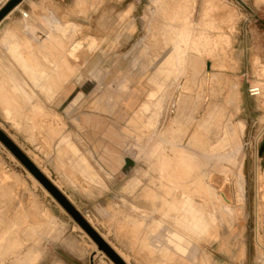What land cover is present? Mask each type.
<instances>
[{
    "label": "rangeland",
    "instance_id": "obj_1",
    "mask_svg": "<svg viewBox=\"0 0 264 264\" xmlns=\"http://www.w3.org/2000/svg\"><path fill=\"white\" fill-rule=\"evenodd\" d=\"M24 1L0 20V264H148L113 210L148 225L165 246L179 242L196 264H264L255 241L264 117L260 130L247 93L256 87V58L264 63V2L99 0L61 16L52 9L43 23ZM21 12L29 18L18 22ZM16 32L46 36L19 41ZM19 42L30 49L35 87L16 86L30 83L5 50ZM178 45L187 54L180 60ZM205 71L212 76L207 101ZM179 85L190 98L184 119L171 108ZM254 98L264 108V96ZM43 111L64 126L76 157L57 146ZM71 157L88 160L98 179L81 174ZM108 158L116 168L103 167ZM258 162L264 247V157ZM212 173L231 179L233 205L220 203ZM198 180L205 194L193 187Z\"/></svg>",
    "mask_w": 264,
    "mask_h": 264
},
{
    "label": "crops",
    "instance_id": "obj_2",
    "mask_svg": "<svg viewBox=\"0 0 264 264\" xmlns=\"http://www.w3.org/2000/svg\"><path fill=\"white\" fill-rule=\"evenodd\" d=\"M8 0H4V5L7 3ZM84 2H87L89 6L94 8L96 5L99 4V0H25L20 6L23 8H27L28 11L31 14L37 13L35 10H37L40 13L41 19L44 21L47 19H50L52 16V9L57 15L61 16L63 14L62 9H65L68 11V9H75L77 7H80L83 5ZM86 5V3H85ZM19 6V7H20ZM80 12H82L80 10ZM29 18V16H28ZM34 19V18H33ZM24 20L23 18L16 20L20 21ZM33 21V20H31ZM54 21L60 22L61 21L55 19ZM41 22V20H40ZM47 23V22H46ZM64 23H71V22H64ZM14 24V23H13ZM12 38H17L19 41L20 40H32L36 39L37 36L41 38L43 36L45 38L46 35H38L36 32H16L13 33ZM16 39V40H17ZM21 43H17V47H11V48H6L5 50L7 51V54L12 56V62L19 68V70L22 72V74L25 76V78L30 82L29 84H25L26 86L19 85L17 83L18 88L22 87H35L36 86V79H35V67L33 63H31V58H30V49L20 47ZM257 59V66L254 68V73L255 74V84L259 85L261 84L260 79L258 78L259 75L263 72L264 69V63L261 62V58H256ZM0 86H3V79L2 75H0ZM264 83V81H263ZM261 87V86H260ZM249 97V96H248ZM18 102H25L24 100L26 99V102L30 103L32 102V98L30 96L23 97L17 95ZM46 101L51 102L54 97L48 95L45 97ZM251 98V97H249ZM255 101V104L257 105V112H258V120L260 121V130L263 126L262 123V118L264 117V108H261L258 103L263 102L257 100L255 98H251ZM7 110V109H6ZM40 116L44 117L45 120H47V130L49 133L54 135L55 137H58L57 139V146L63 144L65 149H67L71 154L72 157H76L79 153V150L72 144L70 143V139L67 135L64 134L63 129L64 126L61 123H55L52 124L50 121L53 120L52 117H55L51 112H39L38 113ZM55 120V119H54ZM65 149L63 151H65ZM63 155V152L62 154ZM74 161L75 167L79 170V172L83 175H85L87 178L90 180H97L98 175L97 172L94 170V168L89 164L88 160L86 159H78L77 161L72 159ZM109 159V158H108ZM109 162H107V165H103V167H106L108 169L109 167L116 168L117 160H115V163L112 162L113 159H109ZM100 170L101 167L99 168ZM103 171V170H102ZM106 176H109V173H106ZM113 217L117 219V222H119V230L123 232L124 236L128 238L130 241V244H138L142 251L143 254H145V258L147 259L148 264H196L195 257L191 256L190 253H188L186 256L179 251L180 244L177 241L171 240V243L167 244L166 246L161 240L153 239L151 236L152 234H149V231H154L153 229H149L148 225H143V223L139 222L136 217H133L132 214L125 213V212H118L116 210H113ZM120 217V219H119ZM119 219V220H118ZM169 242V241H168ZM183 249L185 245H182ZM121 256V255H120ZM198 264H201L199 262ZM205 264V263H204Z\"/></svg>",
    "mask_w": 264,
    "mask_h": 264
},
{
    "label": "bare ground",
    "instance_id": "obj_3",
    "mask_svg": "<svg viewBox=\"0 0 264 264\" xmlns=\"http://www.w3.org/2000/svg\"><path fill=\"white\" fill-rule=\"evenodd\" d=\"M263 1L264 0H260ZM9 2V1H8ZM7 2V3H8ZM207 2V1H206ZM6 3V4H7ZM264 4V3H263ZM205 5V4H204ZM208 5V3H207ZM210 6V4H209ZM208 6V7H209ZM207 7V6H206ZM207 7V8H208ZM205 10V9H204ZM28 17V15H27ZM184 17V16H183ZM28 19V18H27ZM210 24V23H209ZM208 37V36H207ZM175 40V39H174ZM179 41V40H177ZM176 41V42H177ZM175 42V41H174ZM214 43V42H213ZM177 47V43L176 45H174V47ZM179 46V45H178ZM175 50V48H174ZM212 53V52H211ZM173 54V53H172ZM177 56V59H183L184 56L186 57L187 54L184 50H182V48L179 46L176 49V54L175 57ZM173 57V56H172ZM176 61V60H175ZM177 63V62H176ZM177 65V64H176ZM213 65V64H212ZM178 68V67H177ZM210 69H213V66L210 67ZM205 101H207L209 99V87H210V82H211V73L208 71H205ZM260 79V81L263 83L264 81V69L263 72L259 75L258 77ZM126 87V85H125ZM259 90V95H263L264 96V89L262 87H260L259 85H256V87ZM187 89V88H185ZM183 90V86L179 85L176 89V97L172 102V111H173V115L178 117L179 119H182L186 114H187V110L189 111L188 107L190 104V98L189 97H182L181 96V92ZM184 91V90H183ZM188 91V90H187ZM236 91V90H235ZM186 93V92H184ZM257 96V97H258ZM204 101L203 107H202V111L205 109L206 106H204L206 104V102ZM191 110V109H190ZM189 113V112H188ZM189 115V114H188ZM184 119V118H183ZM262 139V143L261 146L258 148L256 154H255V219H256V228H255V241L256 244L261 248V250L264 252V247L260 244L259 242V232H258V227H259V207H258V201H259V190H258V160L259 158L264 157V130L261 133L260 137ZM257 138V140H258ZM174 171V170H173ZM239 174V180L234 184V200L237 202H242L243 200V193H244V187H243V182H242V173H241V169L238 172ZM30 176V175H29ZM32 179V178H31ZM186 180V179H185ZM182 182V181H181ZM230 182L231 179L230 178H224L222 175L218 174V173H212L211 177H210V183L211 185L215 188V189H219L220 191H218V199L221 201L220 203H222L223 205H225V207H229L231 205H233V196H232V190H231V186H230ZM193 184V183H192ZM191 184V185H192ZM179 185V184H178ZM181 185V184H180ZM195 186V188L197 189V191L199 193H203L205 194L207 192V190L205 189V186L201 184V182L198 180V183H195V185H193V187ZM187 187V186H186ZM189 188V186H188ZM195 189V190H196ZM208 195V193H207ZM209 196V195H208ZM242 204V203H241ZM239 203H235V205L239 206L241 205ZM234 216V215H233ZM231 217V216H230ZM223 219V218H222ZM232 219V218H231ZM223 221V220H222ZM100 250V249H99Z\"/></svg>",
    "mask_w": 264,
    "mask_h": 264
},
{
    "label": "water",
    "instance_id": "obj_4",
    "mask_svg": "<svg viewBox=\"0 0 264 264\" xmlns=\"http://www.w3.org/2000/svg\"><path fill=\"white\" fill-rule=\"evenodd\" d=\"M22 0H10L0 11V20L2 18H4L15 6H17ZM0 138L3 139V137H1L0 135ZM3 141V140H2ZM5 141V140H4ZM7 145H9L7 143ZM10 146V145H9ZM12 147V146H10ZM13 149V148H12ZM15 152V151H14ZM17 155V153H16ZM19 156V155H18ZM35 173V172H34ZM36 174V173H35ZM93 238V236H91ZM95 240V242L97 243L98 247L99 248H102L103 246L101 245V243L96 240V238H93ZM104 251V250H103Z\"/></svg>",
    "mask_w": 264,
    "mask_h": 264
},
{
    "label": "built area",
    "instance_id": "obj_5",
    "mask_svg": "<svg viewBox=\"0 0 264 264\" xmlns=\"http://www.w3.org/2000/svg\"><path fill=\"white\" fill-rule=\"evenodd\" d=\"M27 13L26 12H21V16L23 19H27ZM247 93L249 95V97L251 98H254V97H257L259 95V90L257 88H254V87H248L247 89Z\"/></svg>",
    "mask_w": 264,
    "mask_h": 264
}]
</instances>
